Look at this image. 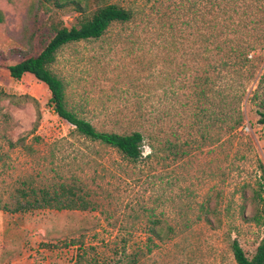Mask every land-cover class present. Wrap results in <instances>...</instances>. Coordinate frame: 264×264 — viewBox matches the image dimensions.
Returning a JSON list of instances; mask_svg holds the SVG:
<instances>
[{
	"label": "rangeland",
	"instance_id": "rangeland-1",
	"mask_svg": "<svg viewBox=\"0 0 264 264\" xmlns=\"http://www.w3.org/2000/svg\"><path fill=\"white\" fill-rule=\"evenodd\" d=\"M29 1L0 0V264H237L234 240L252 257L264 238V226L252 221L264 217V87L255 95L264 51L243 96L249 131L237 137L228 135L220 98L209 91L198 100L195 79L207 68L208 54L197 56L201 36L215 24L264 25V0H108L133 19L59 51L52 69L70 107L99 131L142 132L137 162L78 135L33 75L11 77L9 66L40 54L54 36L41 28L22 40ZM232 9L229 20L223 10ZM78 15L61 17L70 27ZM20 140L33 151L11 148ZM62 183L76 184L90 208L3 209L22 200L19 188L53 193Z\"/></svg>",
	"mask_w": 264,
	"mask_h": 264
},
{
	"label": "trees",
	"instance_id": "trees-1",
	"mask_svg": "<svg viewBox=\"0 0 264 264\" xmlns=\"http://www.w3.org/2000/svg\"><path fill=\"white\" fill-rule=\"evenodd\" d=\"M15 3V0H8ZM73 10L78 13L76 22L68 27L62 19V13ZM224 15L231 18V11L223 10ZM46 14L48 19L41 22L40 16ZM249 16L248 11H244ZM133 19L131 11L118 4L109 3L108 0H30L26 10V20L23 25V41L30 43L41 28H47L54 36L38 55L25 58L23 61L8 67L10 75L14 79H21L26 74L33 75L37 80L44 83L51 93V105L57 115L74 126L75 131L88 141L113 149L125 159L137 162L143 156L144 135L136 130L130 133H118L99 131L90 121L82 117L67 101V89L64 80L52 69L57 60L59 51L67 45L82 41L101 39L114 24H125ZM251 20V19H250ZM5 17L0 10V24L4 23ZM250 22H255L254 20ZM251 26L242 22V25H223L221 29L218 24L212 26L213 32L202 35L206 38L202 42L201 51L197 56L207 61L206 74H202V68L196 70V85L198 100L206 99L207 93L212 91L215 97L220 98L228 112L224 115L229 137H237L238 131L244 125L242 112L243 96L246 83L256 79L257 61L260 53L264 51V25L260 22ZM240 27V28H239ZM239 39H231L230 37ZM224 37V39H222ZM245 37V40H241ZM254 38V40L252 39ZM248 39V40H246ZM206 43V45H204ZM13 53L25 55V51L15 49ZM204 60V59H203ZM211 72V73H209ZM213 74L214 78L211 77ZM224 79L223 88L217 82V78ZM218 79V81H219ZM210 85L209 90L203 88ZM264 87V72L259 79L255 95ZM260 123L264 124V102L260 105ZM11 148L17 146L24 150L33 151L24 141L10 143ZM0 161L3 156L0 154ZM23 185H26L23 182ZM261 188L264 191V172ZM22 200H15L11 205L5 204L3 209L13 213L52 208L56 210H80L87 211L91 203L80 197L76 184L67 186L62 183L59 191L53 193L48 189L28 188L17 189ZM257 225L264 226V217L259 215L252 218ZM154 238L164 241L166 237L152 228ZM151 239V238H149ZM72 243H75L73 241ZM232 253L237 264H264V238L258 246L255 254L248 257L240 242L234 240L231 245ZM79 260L77 264H81ZM86 264H100L97 261Z\"/></svg>",
	"mask_w": 264,
	"mask_h": 264
},
{
	"label": "built area",
	"instance_id": "built-area-1",
	"mask_svg": "<svg viewBox=\"0 0 264 264\" xmlns=\"http://www.w3.org/2000/svg\"><path fill=\"white\" fill-rule=\"evenodd\" d=\"M241 129L244 130V131H246V132L249 131V128L247 126L242 127Z\"/></svg>",
	"mask_w": 264,
	"mask_h": 264
}]
</instances>
